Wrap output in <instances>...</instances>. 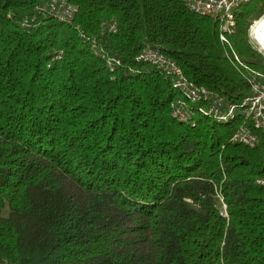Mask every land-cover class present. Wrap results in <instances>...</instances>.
<instances>
[{
	"label": "trees",
	"instance_id": "obj_1",
	"mask_svg": "<svg viewBox=\"0 0 264 264\" xmlns=\"http://www.w3.org/2000/svg\"><path fill=\"white\" fill-rule=\"evenodd\" d=\"M53 1L0 0V263L264 264V135L208 102L175 117L186 97L139 59L159 47L239 106L264 83V0L236 11L232 48L184 0Z\"/></svg>",
	"mask_w": 264,
	"mask_h": 264
},
{
	"label": "built area",
	"instance_id": "obj_2",
	"mask_svg": "<svg viewBox=\"0 0 264 264\" xmlns=\"http://www.w3.org/2000/svg\"><path fill=\"white\" fill-rule=\"evenodd\" d=\"M187 6L195 13L202 16H209L216 20L220 25V38L223 42H226L231 46L228 39V34L234 32L237 25L236 11L245 3L251 0H184ZM63 14L57 10V3L53 1L50 3V13L60 14L62 17H68L74 15L77 8L72 6H65ZM257 20L253 22L250 27V36L253 38V29ZM110 31H116V25H110ZM235 57L239 60L238 55L235 53ZM139 59L147 62H151L161 70L170 75L171 80L176 88H178L186 100L181 97H177L173 103V115L181 120L190 119L194 113L186 101L200 103L208 102L207 106L200 108V110L206 111L207 114L212 115L219 120L227 121L234 117L236 112L240 110L243 115L251 119L254 128L264 135V83L254 81L251 94L247 96L241 105L229 102L224 97L212 95L211 91L203 86H198L196 83L190 81L185 77L181 67L175 60L169 58L159 47L146 46ZM117 63H120L117 61ZM261 135L255 132L251 126L242 123L237 131L233 135V140L241 142L248 146H255L259 143ZM258 183L264 186V177L258 180ZM221 214L226 215V205L223 206ZM2 264V263H0ZM5 264V263H4Z\"/></svg>",
	"mask_w": 264,
	"mask_h": 264
},
{
	"label": "bare ground",
	"instance_id": "obj_3",
	"mask_svg": "<svg viewBox=\"0 0 264 264\" xmlns=\"http://www.w3.org/2000/svg\"><path fill=\"white\" fill-rule=\"evenodd\" d=\"M253 38L264 50V16L257 20L253 29Z\"/></svg>",
	"mask_w": 264,
	"mask_h": 264
},
{
	"label": "rangeland",
	"instance_id": "obj_4",
	"mask_svg": "<svg viewBox=\"0 0 264 264\" xmlns=\"http://www.w3.org/2000/svg\"><path fill=\"white\" fill-rule=\"evenodd\" d=\"M54 1H56V3H60V6H59V8H64L63 7V0H54ZM63 10V9H62ZM55 13V12H54ZM264 16V15H263ZM249 39H250V41H251V43L264 55V50L263 49H261V47H260V45L256 42V40L255 39H252L251 38V36H250V31H249ZM189 101H186V106L188 107V105H189ZM256 146V145H255ZM254 147V146H253Z\"/></svg>",
	"mask_w": 264,
	"mask_h": 264
}]
</instances>
